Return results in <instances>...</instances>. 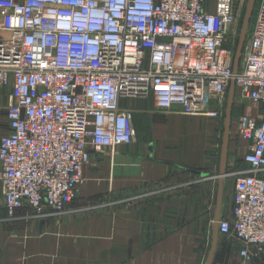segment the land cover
<instances>
[{"label": "built area", "instance_id": "2783aa9c", "mask_svg": "<svg viewBox=\"0 0 264 264\" xmlns=\"http://www.w3.org/2000/svg\"><path fill=\"white\" fill-rule=\"evenodd\" d=\"M240 11L232 0H0V207L9 218L64 212L85 183L91 151L135 142L136 110L152 99L160 113H241L246 168L233 170V207L219 233L240 245V264L264 250V3L234 74ZM4 100V103H1ZM236 102V103H237Z\"/></svg>", "mask_w": 264, "mask_h": 264}, {"label": "crops", "instance_id": "0c3cea01", "mask_svg": "<svg viewBox=\"0 0 264 264\" xmlns=\"http://www.w3.org/2000/svg\"><path fill=\"white\" fill-rule=\"evenodd\" d=\"M238 94L236 88L234 106ZM135 102L125 103L136 110L135 142L91 151L85 183L64 212L37 218L22 209L9 218L1 205L0 264H207L216 221L233 207L227 174L246 168L248 143L238 137V118L256 117L261 108L245 105L232 122L222 178L226 113L222 119L186 116L179 108L160 113ZM8 134L0 113V139ZM240 248L218 233L212 264H240ZM251 255L250 264H264V250Z\"/></svg>", "mask_w": 264, "mask_h": 264}, {"label": "water", "instance_id": "95a60500", "mask_svg": "<svg viewBox=\"0 0 264 264\" xmlns=\"http://www.w3.org/2000/svg\"><path fill=\"white\" fill-rule=\"evenodd\" d=\"M256 0H249L245 18L242 25V30L239 38V42L236 48L235 57H234V64H233V71L234 74H237L241 65V57L244 50V45L247 40L248 31L250 29V21L251 16L253 13V9L255 6ZM235 94H236V84L233 81L231 83L229 93H228V100H227V108H226V119H225V133L221 148V176L224 178L226 175V169H227V163H228V152H229V145H230V134H231V126H232V115H233V109H234V103H235ZM219 220L216 221L215 225V238L212 245V248L210 250V254L208 257L207 264H212L214 255L217 248V240H218V233H219Z\"/></svg>", "mask_w": 264, "mask_h": 264}, {"label": "rangeland", "instance_id": "374dc122", "mask_svg": "<svg viewBox=\"0 0 264 264\" xmlns=\"http://www.w3.org/2000/svg\"><path fill=\"white\" fill-rule=\"evenodd\" d=\"M233 2L236 3V6L237 8L239 9L240 11V16H239V22H238V26H237V36L235 37V43H236V46H235V49L238 45V42H239V38H240V34H241V30H242V25H243V21H244V18H245V14H246V9H247V5H248V2L249 0H232ZM263 2V0H256L255 2V6H254V9H253V13H252V16H251V21H250V28L252 27V23L254 21V13H256L257 9L259 8V6L261 5V3ZM250 31L251 29H249L248 33L250 34ZM245 47H246V42H245V45H244V50H245ZM243 50V51H244ZM236 52V50H235ZM243 55V54H242ZM241 60H242V57H241ZM136 101L134 103V107L136 106H139L140 103H146V104H154L152 99L148 98V99H145V100H142V99H137V100H134ZM245 105H251L249 103H243L239 100V102H237L234 106V110H233V115H232V122L236 123L237 121V117L238 115L240 114L242 108L245 106ZM227 108V107H226ZM226 113V112H225ZM221 119L223 118V116H219ZM137 126V124H136ZM232 135V133H231ZM230 135V137H231Z\"/></svg>", "mask_w": 264, "mask_h": 264}, {"label": "trees", "instance_id": "16d2710c", "mask_svg": "<svg viewBox=\"0 0 264 264\" xmlns=\"http://www.w3.org/2000/svg\"><path fill=\"white\" fill-rule=\"evenodd\" d=\"M246 43H247V40H246ZM237 48V47H236ZM236 50V49H235Z\"/></svg>", "mask_w": 264, "mask_h": 264}]
</instances>
